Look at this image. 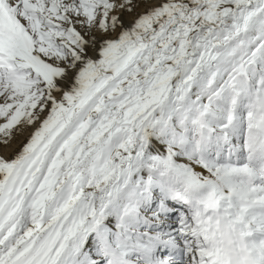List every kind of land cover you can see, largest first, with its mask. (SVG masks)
I'll return each mask as SVG.
<instances>
[{"label": "bare ground", "instance_id": "6f19581e", "mask_svg": "<svg viewBox=\"0 0 264 264\" xmlns=\"http://www.w3.org/2000/svg\"><path fill=\"white\" fill-rule=\"evenodd\" d=\"M259 43L264 0H0V188L37 165L0 231V264L38 247L67 208L30 264H200L205 246L240 258L236 232L264 264V79L255 96L218 88L214 59ZM35 90L45 106L20 120ZM61 152L83 169L48 166Z\"/></svg>", "mask_w": 264, "mask_h": 264}, {"label": "rangeland", "instance_id": "374dc122", "mask_svg": "<svg viewBox=\"0 0 264 264\" xmlns=\"http://www.w3.org/2000/svg\"><path fill=\"white\" fill-rule=\"evenodd\" d=\"M239 40V39H238ZM264 43H259L257 46H254V51H252V49L250 50V52H246L244 50H242V48L240 46L236 47V50L234 49V47L232 48H227L225 50H222L219 55L217 54V57H215L214 59H217V60H220L222 62V64L220 65H216V68L220 66V68H223V71H222V79L220 81V83L217 84V87L218 88H223L225 87V83L227 82H235V87L239 88V92L241 94L245 93V92H248L251 96H255L256 95V92L257 90L255 91V89H249L250 87H254V88H261V83H263V77L261 75H258L257 76V71L259 68H261L262 70H264V66H261V64H259L262 60H264ZM49 48V47H48ZM234 49V50H233ZM233 50V51H232ZM54 53L56 52V50H52ZM232 51V52H231ZM227 52V53H226ZM53 53V54H54ZM57 53V52H56ZM230 53V54H229ZM222 54V55H221ZM254 56V57H253ZM236 57L238 58L237 60H240V65L237 67L236 66V63H235V59ZM250 57V58H249ZM214 64V63H212ZM222 65V66H221ZM241 67V68H240ZM242 69V70H241ZM222 70V69H221ZM225 70V71H224ZM215 71V67L212 69L211 67V70L208 72L207 71V74L206 76L209 77V76H213L214 75V72ZM213 72V73H212ZM264 72V71H263ZM3 72H0V76H2ZM224 74V75H223ZM212 79V78H211ZM262 79V80H261ZM0 80L2 82L3 79L2 77H0ZM0 81V82H1ZM255 81V82H254ZM262 81V82H261ZM1 82V83H2ZM252 82V83H251ZM264 84V83H263ZM255 85V86H254ZM32 86V80L29 81L27 84L25 85H22L21 84H18V86H16L17 88L14 89L15 91H17L19 93L20 89H23L24 87H30ZM254 90V91H253ZM6 92L3 94L5 95ZM2 94H0V97L3 96ZM49 96V94H47L46 92L44 91H39V90H35V100H32L31 102H20L19 104V114H20V120L21 119H24L25 117H29L33 114V111L35 110V115H37L43 108H44V103H42L41 101H44L45 98ZM2 116V115H1ZM8 117V115H7ZM2 118V122L5 126V129L7 131L11 130L14 128V124L13 123H10V124H5L6 120L3 119V116L1 117ZM212 118H207L206 122H207V125L209 127H211L212 131H214L215 133H217L219 136L221 137H227L229 136L228 132L226 130H219L217 129L216 126L214 125H210L209 121L211 120ZM12 120V117L11 119H9L8 121H11ZM214 126V127H213ZM1 130V128H0ZM1 133V131H0ZM61 138H58L55 140V144L56 145V141H59V143H57V145H64L66 143V141L62 140L61 142ZM53 145V146H54ZM52 146V147H53ZM222 147H226V145H221ZM91 147V146H90ZM52 149V148H51ZM96 147H91L89 150H86V153L88 154L87 155V158L90 157L89 160H92L94 157H93V154L96 152ZM95 150V152H94ZM90 151V153L88 152ZM57 155V153L54 155V157ZM90 155V156H89ZM60 156V159H59V162H54V165L53 163H51L50 165L48 166H53L52 168L55 169V170H59L60 172H63L64 170L66 169H83L82 167L83 166H80L81 163L83 165V162L85 163V159L83 160H80L78 161V157H76L74 159V162L73 164H71L70 162V156L66 155V154H62V152L59 154ZM96 156V155H95ZM69 157V159H67ZM47 158V156L45 157ZM35 158H33V161H34ZM41 159V158H40ZM69 161V162H68ZM83 161V162H82ZM68 162V163H67ZM81 162V163H80ZM59 164V165H58ZM64 165V166H63ZM66 165V166H65ZM70 166V167H69ZM76 166V167H75ZM55 167V168H54ZM79 167V168H78ZM62 169V170H61ZM23 171V169H21ZM21 170L20 171H17L15 172V174H19V175H13L8 181H6V183H4L2 185V187L0 188V200L3 199V198H6L5 199V202L2 204L0 210L4 207L5 203L8 201V199H10L12 196H14L16 194V191H17V184L19 182V180L21 179V182L23 181V175L24 173L22 172L21 173ZM18 176V177H17ZM23 179H22V178ZM37 178V176H36ZM9 183V184H7ZM17 183V184H16ZM20 183V182H19ZM21 185V183L19 184ZM5 188H6V191H5ZM10 189V190H9ZM8 191V192H7ZM19 191V190H18ZM17 191V192H18ZM4 194H3V193ZM6 194V195H5ZM8 194V196H7ZM14 218V217H13ZM12 218V219H13ZM12 219L9 221L11 222ZM8 222V223H9ZM7 223V224H8ZM6 224V225H7ZM5 225V226H6ZM4 226V227H5Z\"/></svg>", "mask_w": 264, "mask_h": 264}]
</instances>
